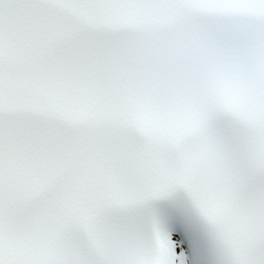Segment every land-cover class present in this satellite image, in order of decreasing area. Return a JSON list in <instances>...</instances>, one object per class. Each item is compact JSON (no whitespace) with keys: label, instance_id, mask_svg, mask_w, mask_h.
<instances>
[{"label":"snow or ice","instance_id":"obj_1","mask_svg":"<svg viewBox=\"0 0 264 264\" xmlns=\"http://www.w3.org/2000/svg\"><path fill=\"white\" fill-rule=\"evenodd\" d=\"M0 264H264V0H0Z\"/></svg>","mask_w":264,"mask_h":264}]
</instances>
